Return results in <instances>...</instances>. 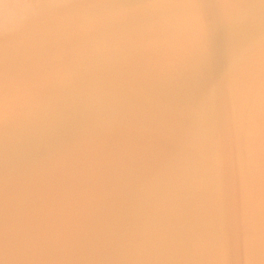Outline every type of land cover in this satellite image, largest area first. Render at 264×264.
I'll list each match as a JSON object with an SVG mask.
<instances>
[{"label": "snow or ice", "instance_id": "6c2138e0", "mask_svg": "<svg viewBox=\"0 0 264 264\" xmlns=\"http://www.w3.org/2000/svg\"><path fill=\"white\" fill-rule=\"evenodd\" d=\"M52 2L57 45L0 37V264H202L226 197L246 256L254 180L264 244V0Z\"/></svg>", "mask_w": 264, "mask_h": 264}, {"label": "bare ground", "instance_id": "6f19581e", "mask_svg": "<svg viewBox=\"0 0 264 264\" xmlns=\"http://www.w3.org/2000/svg\"><path fill=\"white\" fill-rule=\"evenodd\" d=\"M55 9L56 5L52 0H0V37H15L2 55L10 61L18 62L29 57H38L57 45L80 17L76 15L60 18L55 15ZM16 110L23 109L17 107ZM4 131V126H0V135H3ZM18 146L22 149L24 142L19 141ZM252 171L254 176L258 175L255 163ZM250 199L252 239L248 254L238 255L236 252L232 208L230 199L226 197L220 237L215 243L206 245L208 251L202 264H264L258 180L253 182ZM207 228L209 232L214 230L211 214ZM2 264H10V261L3 259Z\"/></svg>", "mask_w": 264, "mask_h": 264}]
</instances>
